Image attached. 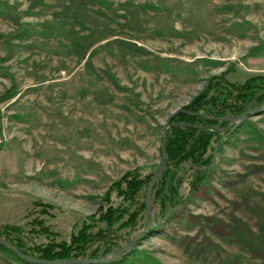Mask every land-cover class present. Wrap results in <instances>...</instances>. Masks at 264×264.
Here are the masks:
<instances>
[{
    "label": "rangeland",
    "instance_id": "rangeland-1",
    "mask_svg": "<svg viewBox=\"0 0 264 264\" xmlns=\"http://www.w3.org/2000/svg\"><path fill=\"white\" fill-rule=\"evenodd\" d=\"M2 1L0 224L35 249L88 225L82 251L106 257L145 225L166 118L210 76L264 75V0H113L119 16L80 0L85 27L64 0ZM245 118L223 130L203 181L175 173L179 201L164 222L165 183H153L152 222L163 223L113 264H264V111ZM131 177L142 181L127 198L109 192L118 219H100L107 189ZM14 255L0 249V264H29Z\"/></svg>",
    "mask_w": 264,
    "mask_h": 264
},
{
    "label": "trees",
    "instance_id": "trees-1",
    "mask_svg": "<svg viewBox=\"0 0 264 264\" xmlns=\"http://www.w3.org/2000/svg\"><path fill=\"white\" fill-rule=\"evenodd\" d=\"M90 1L97 2L102 8L108 10V12L113 16L120 15L118 14L119 8L117 7L119 4H114L113 0ZM78 2H80V0H64L62 7L64 11L72 16V19L76 24L80 25L81 27H85V22L78 14ZM136 5L144 6L147 4ZM10 8L11 6H9L6 1L3 2L0 0V10ZM24 33L25 30L22 27H19L15 34L11 36L20 38L21 36H24ZM1 37L2 35L0 34V38ZM7 40L8 37H5L4 41L7 42ZM70 44L76 48L81 47V43L74 39H71ZM91 45L92 44H89V46ZM86 47H88V45L83 46V49ZM96 49V47H92L91 52L95 51ZM138 49L139 48H137V50ZM85 66L89 67V63L86 62ZM109 77L112 78L111 75H109ZM263 104L264 75L251 76L246 78L243 82H230L224 78V72H221L217 75L210 76V78L206 81L204 88L196 96H194L191 101L182 107L184 111H188L190 114L178 111L169 118L168 124L165 128V166L163 172L154 182L156 183L159 181H164L165 183L166 189L163 194H161L162 198H160V202H162V205H165V202H167L168 207H164L166 211L167 209H171L172 206L176 205V203L179 201V198L175 197L176 186H174L172 183L176 172L179 173V178L176 179V183H179L180 177L182 178V176L189 170H191L193 175V181H191V185H194L196 182L198 183L199 181H203V178L206 175V170L210 165L213 148L215 145L216 148H218V146L225 140V138H222L220 141H218L223 134V130L228 133L232 128V125H228L227 120H220L219 118L227 114L238 115L247 108L261 106ZM245 119L246 118H244L242 121ZM205 166H207L206 170L193 168ZM125 181L126 185L123 187L120 186L121 183L119 181H115L107 189L103 196L104 201H102L101 204L103 205V202H105L107 206L103 213L100 214V219H103L107 222L116 221L120 215V211H123V206H113L112 201L109 200V192L111 191V187L115 186L116 194L123 200L127 198V196L132 191H136V189L133 188L134 183L141 182L142 179L131 177L127 178ZM153 186L154 184L152 185L151 189ZM143 207L145 210L144 202ZM165 210L163 212H166ZM171 215H174L173 210L170 211L168 217ZM161 219L162 221H167L165 218ZM163 222L159 223L162 224ZM159 223L153 222L154 226L142 236L157 231L159 229ZM87 228L90 227L88 225H82L77 232L71 234L67 242L59 243V246H57V242L51 240L52 242L48 243L44 247L42 246L36 249L31 247L23 248L21 235L18 232L16 233L17 227L12 225L0 224V236L10 242L18 250L36 258L47 260L58 258H98L103 254L99 253V249L97 250V248H93L87 253L82 251L85 244L88 243V241L93 237V234ZM44 229L46 228L43 227V230ZM98 232H100V230ZM0 249L3 251H8L11 255H14V253L6 248L0 246ZM102 252H104V250H102ZM125 252L121 253L120 256L124 255ZM16 259L22 260L18 257ZM116 260L107 263L89 264H113V262Z\"/></svg>",
    "mask_w": 264,
    "mask_h": 264
},
{
    "label": "water",
    "instance_id": "water-1",
    "mask_svg": "<svg viewBox=\"0 0 264 264\" xmlns=\"http://www.w3.org/2000/svg\"><path fill=\"white\" fill-rule=\"evenodd\" d=\"M176 111L180 112H185L187 114H190L188 111H184L182 108H178ZM264 111V105L258 107V108H247L243 112H241L238 115H225L221 118L220 120H227L229 125L231 124H239L241 121L247 117L251 116L254 114H258L260 112ZM169 118H166V120L163 122L161 128H160V150H159V160L157 163V168L155 172L151 175L147 186L145 188V193H144V205H145V210H146V222L142 230H140L137 234H135L132 238H130L125 244L120 246L117 249H114L109 252V254L106 257H98V258H89V259H84V258H75V259H67V258H58V259H53V260H47V259H41V258H36L29 256L27 254L22 253L20 250H18L15 246H13L10 242H8L6 239L2 238L0 236V245L8 250H10L12 253H14L18 258L29 262L31 264H89V263H107L111 262L115 259H117L121 253L125 252L128 248H130L136 240L145 232L150 230L154 224L152 222V217H151V209H150V195H151V187L155 180L159 177V175L163 172L164 166H165V128L168 124ZM221 139V138H220ZM220 139L218 141H220ZM217 141V143H218ZM216 143V144H217ZM216 149V145L214 147ZM213 160V155L210 160L212 162ZM189 165V164H188ZM195 169H206L207 166L205 167H193ZM174 209H168L164 215L163 218H166V216L170 213V211ZM161 220H159L160 222Z\"/></svg>",
    "mask_w": 264,
    "mask_h": 264
}]
</instances>
